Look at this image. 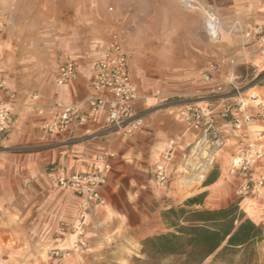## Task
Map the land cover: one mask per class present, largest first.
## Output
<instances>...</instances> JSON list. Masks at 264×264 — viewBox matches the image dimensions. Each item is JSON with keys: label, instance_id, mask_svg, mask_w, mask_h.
<instances>
[{"label": "crops", "instance_id": "0c3cea01", "mask_svg": "<svg viewBox=\"0 0 264 264\" xmlns=\"http://www.w3.org/2000/svg\"><path fill=\"white\" fill-rule=\"evenodd\" d=\"M217 10L221 27L219 40L207 43L204 46L206 53L200 54L201 48L192 46L194 52L196 51L194 64L197 65V77L201 76L204 90L214 96L199 102L203 105H194L204 109L209 103L218 105L214 117L222 130L226 146L219 153L216 165L220 160L224 164L217 169L220 174L213 184H197L192 189L183 185L181 172L185 166V157L197 141L199 133L191 129L180 115V108L173 106L148 114L143 130L125 138H115L113 134L107 133L106 112L98 113L85 126L74 128L65 134L50 137L40 133L42 126L53 120L60 108L81 103L90 95L94 65L102 59L108 42L115 33L120 35L133 77L127 52L128 37L123 30L111 32L106 43L93 58L87 49L74 45L75 38L66 36L68 44L59 53L55 68L53 71H46L37 66L26 67L29 59L18 56V43L15 44L9 34L6 35L9 25L5 15L0 16V63L4 64L3 73L8 88L5 99L11 104V119L6 138L10 144H21L19 148L22 150H35L20 157V162H0V187L8 186V181L3 182V179L8 180L9 171L16 170V177L25 182H34L43 191L37 195L25 193L18 196L15 200H22L23 204L15 208L9 205L14 199L3 194L0 189V216L24 219L22 236L17 244L10 247L7 244L10 241H5V262L46 264L47 251L57 241L55 235L61 222L57 224L53 219L56 200L52 191L59 189L56 178L93 169L97 157L107 150L116 153L117 160L113 164L108 184L102 189L105 206L98 217L89 215L86 221L89 251L84 255L74 256L65 264H134L137 259L145 258L142 254V242L148 237L167 231L160 216L162 210L183 206L187 200L201 194L205 195L204 204L195 207L209 210L226 208L238 198L237 191L241 181L230 172L236 139L229 121L222 119L220 115L223 103L228 99L224 94L218 95L215 91L231 79H235L245 91L246 88L241 85L237 73L240 66L264 69V54L259 52L255 35V27L264 24V0H230L225 7ZM208 47L218 49L220 53L209 50ZM65 54L70 55L76 62L78 77L68 85L58 86L55 78L60 60ZM208 56H211V60ZM214 65H217V70H213ZM208 75L210 81L205 80ZM134 82L142 95L139 84L135 80ZM153 105V101L141 100L134 109L140 113ZM250 111L254 113L253 108ZM259 130H264V121L256 123L250 132L254 134ZM171 141L176 142V147L171 157L166 160L164 153ZM162 162L167 170V182L157 186L154 178L155 166ZM263 170L264 165L258 166L257 174H261ZM213 172L215 171L212 169L208 176ZM46 190L49 192L46 193ZM70 194L72 219L80 199L73 193ZM239 200L246 218L264 229V188L257 201L250 197ZM44 201H49L50 204L44 206L41 204ZM97 220L104 226L99 230L94 229ZM261 243L264 244V240Z\"/></svg>", "mask_w": 264, "mask_h": 264}, {"label": "rangeland", "instance_id": "374dc122", "mask_svg": "<svg viewBox=\"0 0 264 264\" xmlns=\"http://www.w3.org/2000/svg\"><path fill=\"white\" fill-rule=\"evenodd\" d=\"M189 1L193 9L187 7L184 0H0V16L5 15L9 25L6 35L18 43V56L29 59L26 67L37 66L46 71L55 68L59 53L68 44L66 36L75 38L74 45L87 49L93 58L111 32L123 30L128 37L127 52L142 101L154 103L140 112L146 120L148 114L173 106L180 108L182 115L187 106L214 96L204 90L201 76L197 77L196 51L192 46L200 47V54L206 53L204 46L212 41L206 28V12L213 9L218 16L217 8L225 7L230 0ZM208 48L220 53L218 49ZM259 52L264 54L260 48ZM237 73L247 90L246 96L260 95L264 99V69L240 66ZM40 133H43L41 129ZM7 140L6 135L0 140V162L17 163L24 154L35 151L22 150L21 144H10ZM223 164L221 160L215 163L213 171L219 175L217 169ZM17 173L9 171L8 180L3 179V182L8 181V186L0 187L3 194L14 199L9 205L15 208L23 204L22 200H15L18 196L43 193L34 182L16 177ZM183 182L187 189L195 186L185 178ZM52 193L56 200L53 219L57 224L69 220L72 194L56 188ZM41 204L48 206L50 203ZM23 221L17 216H0V264H12L3 260L5 241H10L7 242L10 247L17 244L22 236ZM139 260L142 264L148 262L146 258ZM182 262L181 257H168L155 264ZM134 264L139 263L136 260ZM204 264H264V244L259 243L246 251L228 252L218 259L214 255Z\"/></svg>", "mask_w": 264, "mask_h": 264}, {"label": "built area", "instance_id": "2783aa9c", "mask_svg": "<svg viewBox=\"0 0 264 264\" xmlns=\"http://www.w3.org/2000/svg\"><path fill=\"white\" fill-rule=\"evenodd\" d=\"M211 17L212 23L216 24L218 22L216 15ZM206 28L212 40H219L209 23L206 24ZM255 35L260 50L264 51V24L255 27ZM213 70H217V65L213 66ZM77 77L76 62L70 55L65 54L60 60L56 84L65 86ZM205 80L210 81V76H206ZM215 92L218 95L224 94L228 99L223 103L220 115L222 119L229 121L236 139L230 172L241 181L237 197H250L257 201L264 188V170L257 174L258 166L264 165V130L252 134L250 129L259 121H264V99L260 95L246 96V92L235 79L229 80ZM7 95L3 64L0 63V140L6 135L11 119V104L5 99ZM141 100L142 96L132 77L120 35L115 33L111 36L102 59L94 65L90 95L81 103L60 108L55 118L46 122L41 130L45 135L55 137L74 128L83 127L98 113L106 112L107 133L113 134L115 138L132 136L142 131L145 125V116L134 109ZM218 108V105L214 106L213 103H209L205 109L191 105L182 113L191 129L199 133L197 141L190 147L185 157V166L181 172L182 179L185 178L187 183L195 186L203 185L219 153L226 146L222 130L214 117ZM252 108L254 113L250 111ZM175 147L176 142L171 141L164 153V159L168 160L171 157ZM116 160V153L107 150L97 157L93 169L56 178L57 187L73 193L80 199V203L76 206V213L72 219L59 223L55 235L57 241L47 251L46 264H65L74 256L84 255L89 251L86 221L89 215L98 217L106 204L102 189L108 184ZM154 178L157 186L167 182V170L163 162L155 166ZM103 227L100 220L95 221V230Z\"/></svg>", "mask_w": 264, "mask_h": 264}, {"label": "trees", "instance_id": "16d2710c", "mask_svg": "<svg viewBox=\"0 0 264 264\" xmlns=\"http://www.w3.org/2000/svg\"><path fill=\"white\" fill-rule=\"evenodd\" d=\"M218 173L207 177L203 186L213 184ZM201 194L185 202L161 211L166 232L148 237L142 242V254L147 263L168 257L183 258L182 264H204L215 255L218 259L228 252L248 250L264 240V229L247 219L240 208V200L228 207L209 210L202 206ZM139 264L141 260L137 259Z\"/></svg>", "mask_w": 264, "mask_h": 264}, {"label": "bare ground", "instance_id": "6f19581e", "mask_svg": "<svg viewBox=\"0 0 264 264\" xmlns=\"http://www.w3.org/2000/svg\"><path fill=\"white\" fill-rule=\"evenodd\" d=\"M184 2H185V5L187 6V7H192V6H190L189 4H187V0H184ZM216 13L215 12H213V10H209V11H207V15H208V20H207V23H209L210 24V26L212 27V29H213V33H215V36H217L218 35V37H219V35H220V20H219V18H218V16L216 15V18H217V21L218 22H216V24L215 23H212V21H213V18L211 17V15H215ZM211 21H210V20ZM206 23V24H207ZM217 31V32H216ZM211 33V32H210Z\"/></svg>", "mask_w": 264, "mask_h": 264}]
</instances>
